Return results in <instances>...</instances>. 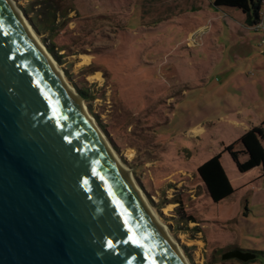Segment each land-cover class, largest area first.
I'll list each match as a JSON object with an SVG mask.
<instances>
[{"label":"rangeland","instance_id":"rangeland-1","mask_svg":"<svg viewBox=\"0 0 264 264\" xmlns=\"http://www.w3.org/2000/svg\"><path fill=\"white\" fill-rule=\"evenodd\" d=\"M51 1L13 0L31 17ZM57 1L56 35L45 38L61 72L92 96L87 113L189 263L264 264V170L240 174L225 152L240 139L238 110L264 117V2L257 33L214 0ZM218 154L235 191L219 204L197 174ZM235 250L255 259L222 260Z\"/></svg>","mask_w":264,"mask_h":264},{"label":"water","instance_id":"water-1","mask_svg":"<svg viewBox=\"0 0 264 264\" xmlns=\"http://www.w3.org/2000/svg\"><path fill=\"white\" fill-rule=\"evenodd\" d=\"M22 19L0 0V264H185Z\"/></svg>","mask_w":264,"mask_h":264},{"label":"trees","instance_id":"trees-1","mask_svg":"<svg viewBox=\"0 0 264 264\" xmlns=\"http://www.w3.org/2000/svg\"><path fill=\"white\" fill-rule=\"evenodd\" d=\"M263 2L264 0H214L213 5L219 9H239L246 16L247 25L259 27L262 22ZM57 6H59V1L52 0L51 3H46L42 10L34 17L30 16L27 9H22V11L35 32L42 37L43 45L46 46L50 55L62 65L63 58L56 51L55 44L49 43L48 38H45L46 35H49V39H52L56 35L57 22L60 16ZM66 15L65 13L62 17H66ZM77 92L85 102L93 101L88 91L78 89ZM100 127L106 132V129L101 124ZM261 141H264V129L262 126H258L244 134L240 140L233 142L225 148V152L231 155L240 174L248 173L258 167H262L264 170V147ZM238 145H242L244 151H236ZM242 154L249 156L243 163L239 161V156ZM221 156V154H218L212 157L206 163L199 166L197 172L206 187V192L218 204L235 194L234 187L221 163Z\"/></svg>","mask_w":264,"mask_h":264},{"label":"bare ground","instance_id":"bare-ground-1","mask_svg":"<svg viewBox=\"0 0 264 264\" xmlns=\"http://www.w3.org/2000/svg\"><path fill=\"white\" fill-rule=\"evenodd\" d=\"M10 5L12 6V10L16 13H19L20 18L23 17V23L28 27V30L30 32V34L33 36V39L35 40V42L37 43V45L41 48V50L43 51V55L47 58V60L50 62L51 65H53V67L55 68L54 71L59 72L60 73V78L61 81L63 82V84L66 86L65 88H67L73 95L74 97H76V93L75 90L72 88V86L68 83V81L66 80L64 74L61 72L62 70L59 67V64L57 63V61L50 55V53L48 52L47 48H45L43 46V44L39 41L37 34L33 31V29L31 28V26L28 24V20L25 19L24 15H22V11H20L15 5V3L13 2V0H9ZM81 107L84 110V113L86 115V117L89 119L91 126L93 127V129L95 130V132L98 134L100 140L104 143L105 147L107 148V150L110 152L109 154L112 156V158L120 165L121 169H123L124 172H129V169L127 166H125L120 158L118 157V155L116 154L117 152L111 147V145L106 141V136L102 133V131L98 128V126L95 124L94 119L92 117H90V115L87 113V110L85 108V105L82 104ZM199 130H194V133H199ZM129 180L130 183L133 185V188L135 189V191H137V193H139L140 198L142 199V201L144 202V205L148 208V210L150 211V213L152 214V216L154 217V221L155 223L162 229L163 233H164V237H166L168 239V241L175 246L178 251L181 253V256L184 260L185 264H190L188 259L186 258V256L184 255V251L181 248V246L175 242L172 239V235L170 234L168 227L162 222L160 221L159 217L154 213L152 206L149 204L150 202L148 201V199L144 196V194L142 193V191L138 188L134 178L132 177L131 173L129 172Z\"/></svg>","mask_w":264,"mask_h":264},{"label":"crops","instance_id":"crops-1","mask_svg":"<svg viewBox=\"0 0 264 264\" xmlns=\"http://www.w3.org/2000/svg\"><path fill=\"white\" fill-rule=\"evenodd\" d=\"M262 25L263 24H261L259 27H255L256 30H257V33H259V30H260ZM190 38H192V35L190 36ZM187 45H189V47L193 46L192 42H190V43L187 42ZM259 91H262V92L260 94H257V96H258L259 101L262 102L264 100V89L263 88L259 89ZM254 118L256 119V121L254 123H252V121H248L246 118L242 117V111L238 110L235 113L234 119L230 120V122H231L230 125L233 127V129L236 132V135H237L238 138L241 139L244 134H246L248 131H250L251 129H253L255 127L262 126L263 129H264V117L254 116ZM195 129L200 131V133H198V135H196V136H200L202 133H204L203 127H197V128L192 129L191 131H193ZM193 134H194V131H193ZM261 143H262V146L264 147V141H261ZM236 151H238V152L244 151V147L242 145H238L236 147ZM248 157H249L248 155L242 154L241 156H239V161L241 163H243V162H245L248 159ZM258 169H263V168L262 167H258V168L254 169V170H258ZM249 172H252V171H249ZM263 177L264 176H260L259 178L262 179ZM231 183H232V181H231Z\"/></svg>","mask_w":264,"mask_h":264},{"label":"snow or ice","instance_id":"snow-or-ice-1","mask_svg":"<svg viewBox=\"0 0 264 264\" xmlns=\"http://www.w3.org/2000/svg\"><path fill=\"white\" fill-rule=\"evenodd\" d=\"M133 242H134V243L136 242L134 238H133Z\"/></svg>","mask_w":264,"mask_h":264}]
</instances>
